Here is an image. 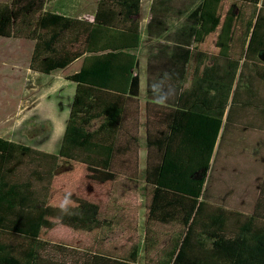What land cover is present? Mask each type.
Masks as SVG:
<instances>
[{
    "label": "trees",
    "instance_id": "trees-1",
    "mask_svg": "<svg viewBox=\"0 0 264 264\" xmlns=\"http://www.w3.org/2000/svg\"><path fill=\"white\" fill-rule=\"evenodd\" d=\"M222 1L201 0L191 12L195 21L193 49L197 43L203 56L208 53L207 34L218 28L219 51L212 52L214 57L228 55V44L221 37L236 21L246 27H264V8L257 7L258 0L240 3L250 15H256L254 21L251 17H222ZM44 2L11 0L0 4V36L34 41L29 67L43 73L63 68L86 54L80 69L67 76L77 86L56 154L0 136V264H137L141 246L133 239L135 226L133 232H123V240H130L124 255L102 252L98 246L108 231L129 230L114 225L122 220V213L136 214L141 193L145 264H264V179L248 212L200 199L224 110L219 114L198 108L194 111L201 126H210L201 130L196 141L199 153L193 158L198 159L197 170L157 180L144 178V170L136 176L115 172V153L130 147L114 142L121 109L115 111L112 105L126 92L128 82L131 88L138 87L131 72L135 57L129 52L138 39L134 36L132 44L94 46L101 23L97 12L94 21L87 22L44 10ZM99 4L106 5L108 11L116 7L125 17L140 9V0H100ZM232 6L227 13L236 10ZM233 78L234 74L221 73L210 86L206 74L196 84V92L214 90V100L224 107ZM98 119L101 122L93 128ZM172 167L166 164L161 168ZM169 172L173 174L169 176L177 174ZM195 172L200 173L198 177H194ZM68 193L69 211L65 213L59 204ZM111 205L114 215L108 211ZM173 223H179L177 231ZM167 235H172L171 241ZM157 253H165L166 261L159 263L158 257L147 261L149 255Z\"/></svg>",
    "mask_w": 264,
    "mask_h": 264
},
{
    "label": "crops",
    "instance_id": "crops-1",
    "mask_svg": "<svg viewBox=\"0 0 264 264\" xmlns=\"http://www.w3.org/2000/svg\"><path fill=\"white\" fill-rule=\"evenodd\" d=\"M78 1L83 6L75 13L72 12L74 6L71 0H45L44 10L87 22H93L97 12L101 23L94 46L132 44L134 36L138 39L137 46L129 49L135 57L131 72L138 79V87L131 88L128 82L126 92L119 96V101L113 100L112 105L115 111L118 107L121 109V120L118 127H114L118 131L114 142L130 147L127 151L115 153L112 161L115 172L136 176L144 170V178L157 180L183 177L184 171L197 170L198 159L193 158L199 153L196 141L201 130L210 126H201L194 111L198 108L197 111L204 109L219 114L224 110L200 199L228 209L250 211L259 194L258 185L264 179V27H246L236 21L229 31L225 28L227 32L221 37V41L228 44V55L214 57L212 52L219 51L216 45L218 28L207 34L208 53L203 56L197 50V43L196 50L193 49L195 21L190 17L201 0H196L188 10H185L184 0H140L138 13L127 17L116 7L111 11L106 5L100 7V0H94V8L87 6V0ZM241 2L223 0L219 14L222 17L227 14L236 20L251 17L254 21L256 15H250L249 10L243 9ZM230 5L236 10L227 13ZM262 5L264 8V0H258L257 7ZM261 16L264 17V9ZM83 36L80 38L82 50ZM32 49L33 44L29 59ZM85 54L49 73L31 69L29 62L24 66L27 90L34 89L30 96L23 87L16 120L24 124L23 129L28 126L26 123H30L34 130L47 125L51 132L44 141L29 145L32 148L48 154L58 152L77 86L67 76L80 69ZM221 73L229 77L234 74L231 89L227 88L228 101L224 107L214 100V90L196 92L200 77L207 74V83L212 86ZM57 97H67L70 102L64 108H58ZM100 122V119L95 120L93 128ZM166 164L173 167L162 169ZM169 171L177 174L169 176L173 175ZM199 174L195 172L194 177ZM250 195L251 205L242 207L241 204ZM111 207L109 214L114 215ZM144 210V206L140 207L136 214L143 217ZM172 225L176 231L180 227L179 223ZM171 239L172 235H167V241ZM107 240L108 236L100 244ZM141 254L140 250L137 264H145L144 261L139 262ZM164 255L151 254L147 261L158 257L155 259L163 263L166 261Z\"/></svg>",
    "mask_w": 264,
    "mask_h": 264
},
{
    "label": "rangeland",
    "instance_id": "rangeland-1",
    "mask_svg": "<svg viewBox=\"0 0 264 264\" xmlns=\"http://www.w3.org/2000/svg\"><path fill=\"white\" fill-rule=\"evenodd\" d=\"M11 0H0V4L6 2L9 3ZM88 7L94 8V0H87ZM145 1V0H144ZM73 11L75 13L81 6V2L78 0H71ZM196 2V0H184L185 10L190 9V7ZM33 41L30 39L19 38V37H1L0 36V136H7L20 143L31 145L34 142L44 141L50 135V130H48L47 125L39 126L40 129H33L30 123L24 128V124H20V121L16 120V113L20 105V96L23 94L22 89L25 87V92L27 95H32L33 89L27 90V83L24 77V66L29 62V54L31 52ZM60 90L57 92L59 94ZM35 93V92H34ZM54 100V97L52 98ZM69 98L67 97H57V106L64 108L69 104ZM26 103V102H25ZM30 127L32 129L28 130ZM38 127V125H37ZM13 128V129H12ZM26 170V167L22 168ZM63 169V168H62ZM60 184V183H59ZM143 184V181H140ZM72 189L75 186L72 185ZM141 197V196H140ZM252 195L248 196L241 204L242 207L246 208L251 205ZM139 208L144 206L143 195L141 197ZM144 216V213L142 214ZM122 220L116 223L114 226H120L121 228H129V230H117L108 231V240L105 243H101L98 247L106 252L115 253L116 255H123L130 246L129 242L123 240V232H133L132 227H136L135 236L133 239H137L140 246L141 252L140 263L144 261V251L142 249L144 244V227H143V217H139L138 213L136 215H131L130 213H122ZM135 218V220H134ZM61 233V232H59ZM114 233L119 235L114 237ZM130 236V235H129ZM129 239V237H128ZM94 246V245H93ZM66 250H72L66 248ZM159 254V253H157ZM71 255H73L71 253ZM74 260V259H73Z\"/></svg>",
    "mask_w": 264,
    "mask_h": 264
},
{
    "label": "clouds",
    "instance_id": "clouds-1",
    "mask_svg": "<svg viewBox=\"0 0 264 264\" xmlns=\"http://www.w3.org/2000/svg\"><path fill=\"white\" fill-rule=\"evenodd\" d=\"M70 196L71 194L68 193L64 196L63 200L59 204V208L61 209L62 212H68L69 211V202H70Z\"/></svg>",
    "mask_w": 264,
    "mask_h": 264
}]
</instances>
